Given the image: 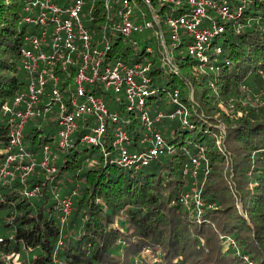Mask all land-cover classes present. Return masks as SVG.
Listing matches in <instances>:
<instances>
[{
  "label": "trees",
  "instance_id": "1",
  "mask_svg": "<svg viewBox=\"0 0 264 264\" xmlns=\"http://www.w3.org/2000/svg\"><path fill=\"white\" fill-rule=\"evenodd\" d=\"M31 1L0 0V165L11 131L4 105L28 84L20 62L30 25L23 20L24 9ZM137 1L150 16L144 1ZM91 2L87 0L85 11ZM228 2L235 18L212 37L207 61L189 54L191 40L183 35L168 62L163 42L150 28L134 35L140 49L129 56L134 47L124 48L121 32L111 30L117 22L118 2L113 0L108 56L130 65L151 59L147 98L152 114L160 111L163 96L177 88L189 115L170 118L176 125L161 131L170 148L145 165L121 164L113 137L106 136V153L89 166V151L101 149L99 144L85 148L87 154L78 149L85 142L84 122L71 147L55 154L53 181L40 166L24 179L25 171L14 169V178L0 181V254L37 252L34 264H264V0ZM156 5L161 15L184 9ZM100 9L86 21L94 41L101 39V23L107 19ZM161 28L169 46V29L162 21ZM97 93L110 110L131 117V148L145 149V128L136 111H126L125 98L103 88ZM225 103L228 112L221 106ZM174 109L172 104L166 112ZM53 115L31 119L25 128L24 146L39 161L46 145L52 153L62 150ZM220 121L225 132L217 125ZM194 159L198 175L191 177L184 169ZM193 184L204 202L201 210L193 199L188 204L182 199L192 193ZM70 195L71 211L62 221V201ZM0 264L5 260L0 258Z\"/></svg>",
  "mask_w": 264,
  "mask_h": 264
},
{
  "label": "built area",
  "instance_id": "2",
  "mask_svg": "<svg viewBox=\"0 0 264 264\" xmlns=\"http://www.w3.org/2000/svg\"><path fill=\"white\" fill-rule=\"evenodd\" d=\"M91 1L88 11H85L87 0H32L26 7L24 22L42 29L33 30L26 38L28 46L21 49L27 88L3 108L4 115L9 117L11 131L7 154L0 165L1 182L15 177L14 167L17 164H20L19 170L25 171L23 179L37 166L45 169L51 176L57 172V155L52 153L50 145L44 146V158L36 162L23 143L28 121L49 112H53L58 126L57 141L60 149L68 150L73 143L72 136L80 129L81 123L88 122L84 141L104 148L106 136H112L113 146L119 153V162L134 167L148 164L166 148H170L164 134L157 127L158 123L168 118H185L189 115L177 88L171 93L172 103L175 105L173 112H150L152 107L147 97L152 60L130 65L109 57L108 52L113 49L109 34L113 19V0ZM143 1L152 9L154 21L148 19L146 13H142V19H136L135 0H117V22L112 24L111 30L129 37L157 24V36L163 42L165 60L168 62L173 48L179 45L183 35L191 40L187 46L189 54L193 58L207 61L206 52L212 49V37L224 32V22L235 18L228 0ZM156 2L158 5L167 4L184 9L180 14L161 15ZM98 8H101V17L105 16L107 19L101 23V39L94 41L86 21L95 18L94 11ZM207 8L213 10L212 13L207 14ZM30 11L32 12L28 14ZM206 20L210 21L209 26L206 25ZM161 21L169 29V46L164 41ZM149 50L152 52V47ZM220 52L221 47L218 46L216 53ZM99 88L116 96L122 95L126 111H136L139 114L145 128L141 140L145 149L130 148L133 140L127 123L131 121V117L123 118L118 110H110L104 96L97 93ZM198 167L199 161L194 159L191 166L185 165L184 171L190 173L191 177H196ZM35 193L36 190L29 191L28 194ZM182 199L186 204L193 199L199 210L204 204L200 190L194 184L192 193H186ZM71 203V197L62 201V221L68 218Z\"/></svg>",
  "mask_w": 264,
  "mask_h": 264
},
{
  "label": "rangeland",
  "instance_id": "3",
  "mask_svg": "<svg viewBox=\"0 0 264 264\" xmlns=\"http://www.w3.org/2000/svg\"><path fill=\"white\" fill-rule=\"evenodd\" d=\"M135 13H136V19H140L139 17H140V15L142 16V13H146L147 14V17H148V19H151V20H153V14H152V9L151 8H149V6H147V5H145L149 10H150V16L148 15V12L146 11V9H143V6L141 7V4L140 3H138V1L137 0H135ZM27 7V6H26ZM26 7H25V12H26ZM171 7H173L172 5H170L169 7H168V9H170ZM32 11H30V12H28V14H30ZM27 14V12L25 13V15ZM23 25V23L21 24L20 23V27ZM39 29H42V27H37V26H35V25H33V24H30L29 25V27H28V29H27V35L29 36L31 33H33V30H39ZM150 29H152V31H153V34L155 35V36H157V28L156 27H152V28H150ZM133 38L132 39H129L127 36H125L124 37V40H123V47L124 48H126L127 49V47L128 46H132V47H134L133 49H134V52H133V50H129L128 51V53H129V56L130 57H132L133 55H135L136 54V52H137V50H139L140 49V45L139 44H136V43H134V40H135V36L133 35L132 36ZM161 44V43H160ZM25 46L27 47L28 46V44L26 43L25 44ZM162 48V47H161ZM178 52V51H177ZM176 52V53H177ZM135 53V54H134ZM172 55V54H171ZM146 61H150L149 59L148 60H146L145 59V61L144 62H146ZM141 63H142V61H141ZM20 65H21V67L22 68H24V64H23V62L21 61L20 62ZM164 85V84H163ZM228 103H232V102H228ZM172 99H171V93H167V94H165L164 96H163V98H162V103H161V109H160V111H166L168 108H170L171 106H172ZM227 104L225 103V104H221V106H222V108L226 111V112H228V105L226 106ZM185 106H186V103H185ZM57 107V105H55V108ZM186 108H187V110H188V112L190 111V108L189 107H187L186 106ZM152 111V109L150 108V112ZM152 113V112H151ZM242 115V112L241 111H239V116H241ZM179 118V117H178ZM178 118H176V119H178ZM177 122V120H172V119H170V118H168L167 120H165V121H163L162 123H161V131H165V129L166 128H173V126H175L176 123ZM217 125L220 127V128H222L223 129V131L225 132L226 130H225V128H226V126L223 124V122H218L217 123ZM190 134H188L187 135V137L189 136ZM172 137V136H171ZM219 137H220V135L218 136V138L216 139V141L219 143ZM93 146V144H90V143H88V142H81L80 144H79V146H78V149L80 150V151H82L83 152V154L85 153V154H87L88 153V151H86V150H84L85 148H87V147H92ZM63 151H66V150H59V149H57V150H54L53 149V154L55 155V154H58V153H60V152H63ZM92 152L91 151H89V154H90V157H91V159H90V161H89V166H93L95 163H96V160L97 159H99V156H100V153H103V151L101 150L100 152L99 151H96L94 154H91ZM200 155H202L201 157L203 158L204 156H206V155H204L203 154V151H200ZM33 158H35L36 159V162H40L39 160L40 159H38V157L37 156H35L34 155V157ZM20 166V164H17L15 167H14V169L16 170V169H18V167ZM229 171H230V169H228ZM47 177L50 179V180H54V176L52 175H49V173L47 172ZM229 177H230V181L232 182V185H233V183H234V181H233V178L231 177V175L229 174L228 175ZM203 188V187H202ZM239 203V206H240V208L242 207V204L240 203V202H238ZM195 206H196V209H198V207H197V205H196V203H195ZM37 254V252H26L25 251V249H24V251H23V253L21 254V253H9L8 255L6 254H0V258L2 259V260H5V264H34V263H36L37 262V260L39 259L37 256H34V255H36ZM25 257V258H24ZM26 257H27V259H26ZM32 258H33V260H32ZM39 261V260H38ZM252 264V263H251Z\"/></svg>",
  "mask_w": 264,
  "mask_h": 264
},
{
  "label": "bare ground",
  "instance_id": "4",
  "mask_svg": "<svg viewBox=\"0 0 264 264\" xmlns=\"http://www.w3.org/2000/svg\"><path fill=\"white\" fill-rule=\"evenodd\" d=\"M212 11H213V10H211L210 8H207V9H206V13H207V14L212 13ZM212 15H214V14H212ZM230 20H232V19H230ZM204 22H205V21H204ZM142 31H143V30H142ZM142 31H141V32H142ZM137 33H138V32H137ZM135 34H136V33L132 34V35L129 36V37L127 36V37H128L129 39H131L132 36L135 35ZM122 36H123V35H122ZM124 37H125V36H123V38H124ZM134 43L138 44L137 42H134ZM136 113H137V112H136ZM137 114H138V113H137ZM137 117L139 118V114L137 115ZM144 133H145V131H144ZM144 133H143V134H144ZM93 145H94V144H93ZM130 148H131V146H130ZM100 149H101L104 153H106V152L104 151L105 147L103 148V147L100 145ZM131 149H132V148H131ZM133 149H135V150H141V149H137V148H133ZM72 195H73V194H72ZM72 195L69 196V197H71V200H72ZM71 204H72V203H71ZM203 205H204V204H203ZM70 211H71V210H70Z\"/></svg>",
  "mask_w": 264,
  "mask_h": 264
},
{
  "label": "crops",
  "instance_id": "5",
  "mask_svg": "<svg viewBox=\"0 0 264 264\" xmlns=\"http://www.w3.org/2000/svg\"><path fill=\"white\" fill-rule=\"evenodd\" d=\"M163 122V121H162Z\"/></svg>",
  "mask_w": 264,
  "mask_h": 264
}]
</instances>
